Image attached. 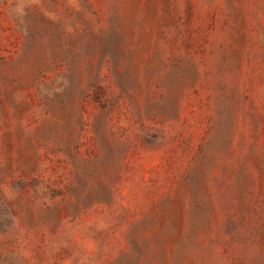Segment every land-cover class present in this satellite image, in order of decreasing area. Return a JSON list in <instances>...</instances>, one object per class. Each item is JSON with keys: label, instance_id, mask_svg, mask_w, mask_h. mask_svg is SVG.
<instances>
[{"label": "rangeland", "instance_id": "374dc122", "mask_svg": "<svg viewBox=\"0 0 264 264\" xmlns=\"http://www.w3.org/2000/svg\"><path fill=\"white\" fill-rule=\"evenodd\" d=\"M0 264H264V0H0Z\"/></svg>", "mask_w": 264, "mask_h": 264}]
</instances>
